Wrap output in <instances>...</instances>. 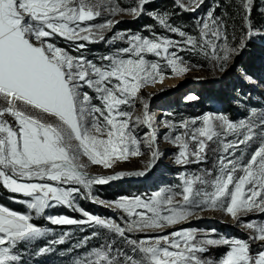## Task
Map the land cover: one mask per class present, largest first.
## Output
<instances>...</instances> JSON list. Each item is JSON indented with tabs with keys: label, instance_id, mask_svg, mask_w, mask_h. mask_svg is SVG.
Returning <instances> with one entry per match:
<instances>
[{
	"label": "snow or ice",
	"instance_id": "6c2138e0",
	"mask_svg": "<svg viewBox=\"0 0 264 264\" xmlns=\"http://www.w3.org/2000/svg\"><path fill=\"white\" fill-rule=\"evenodd\" d=\"M205 2L174 0V7L196 13ZM149 3L129 0L124 7L119 0H0V187L28 209L25 214L0 205V264H24L25 254H51L73 235L62 231L39 246L53 229L34 224L33 214L52 226L92 230L73 246L82 250L74 264H264V220L247 218L264 216V112L252 108L238 121L210 113L157 120L150 111L155 93L141 94L146 85L162 83L169 70L180 76L203 67L181 53L206 61L214 74L228 73L254 37L264 40V26L257 28L252 20L255 0H237L235 5L229 0L241 19L239 37L235 26L229 32L228 12L216 14L219 3L197 20V34L170 23V12L154 11L149 16L179 39L152 31L151 25L146 26L150 36L115 32L106 37L121 22L117 16L138 18ZM260 12L264 15V8ZM57 37L76 53L86 46L79 41H120L126 46L96 63L58 46ZM243 78L256 83L247 73ZM161 125L168 129L163 141L177 148L176 165L187 169L206 164L211 152L212 167L182 171L179 183L150 195L115 200L93 195L94 186L143 177L155 166L163 155ZM141 127L146 131L137 134ZM253 144L258 146L249 154ZM138 156H147L144 170L107 175L87 171L92 165L111 169ZM78 198L113 210L119 222L86 211ZM61 206L81 218L44 215ZM208 211L229 217L248 233L247 239L212 238L176 227ZM94 239L101 242L89 248ZM219 246H227L222 257L207 255Z\"/></svg>",
	"mask_w": 264,
	"mask_h": 264
},
{
	"label": "rangeland",
	"instance_id": "374dc122",
	"mask_svg": "<svg viewBox=\"0 0 264 264\" xmlns=\"http://www.w3.org/2000/svg\"><path fill=\"white\" fill-rule=\"evenodd\" d=\"M226 0H206L205 4L196 12H184L178 7H174V0H151V3L145 6L144 13L138 17L133 18L128 15L117 16L116 19L121 22L115 26L113 32L107 33L106 37L110 38L115 32L125 33H141L144 36H150L151 33L146 26L151 25L152 31L160 33L161 35L172 36L174 39L179 37L174 34L166 32L159 24L154 21L148 13L150 12H163L168 11L172 15L170 23L182 28L190 34L196 33L197 20L205 15V13L212 8L215 4L221 5L220 10L226 5L223 2ZM229 2V1H227ZM255 7H257L258 14H261L260 9L264 8V0H255ZM121 6L127 7L129 0H119ZM235 5L237 0H231ZM217 15H220L219 8ZM231 17V18H229ZM227 23L233 26L235 19L239 22V16L236 14L235 7L229 11L228 17H225ZM95 23L102 22V20L94 21ZM239 37V36H238ZM58 46L66 48L71 54H83L90 60L100 63L99 57L106 54L115 52L116 49L125 47L123 42L117 41L113 45L107 43H94L79 41L86 46L81 50V53L72 51V47L64 42L61 38H56L54 41ZM185 59L191 60L193 63L202 64L203 67L190 68L186 73L180 76H174L170 70L165 75L162 83L149 84L141 89V94L148 97L150 94L155 93L150 101V111L155 113L157 120L168 119L180 121L183 119H190L200 117L203 114H224L230 117L233 121L245 118L252 108H256L258 112H264V40L259 37H254L248 43L244 51L236 58L235 63L230 67L228 73L221 75L216 72L213 73L211 66L204 60L194 57L188 53H181ZM150 60L156 59L149 54H146ZM247 73L252 77L256 83H249L244 80L243 75ZM163 89V91H161ZM84 91H89L91 95H95L91 90L85 88ZM195 95L198 97L196 100H189L188 97ZM99 103L98 101H93ZM139 108V105H137ZM171 113L172 115H167ZM139 114V113H137ZM146 131L141 127L138 133ZM168 129L162 125L158 127L160 134L159 149L163 153L161 158L157 161L155 166L146 172L143 177H126L117 181L110 182L107 185H97L93 188V195L104 200H115L120 196H133L139 194L150 195L153 191L168 186H175L179 183L178 177L182 171L198 172L202 168H211L214 155L209 152L208 162L200 165H189L187 169L176 165L174 163V156L177 153V148L168 142L163 141V133ZM257 144H253L249 149V154L255 150ZM142 150L147 152V148ZM239 155V153H237ZM147 156L129 157L126 161L117 162L113 168L104 169L99 165L90 166L87 171L90 175H107L119 171H137L144 170V162ZM14 194L8 193L0 187V205L14 210L18 213H28L25 205L15 203L9 197ZM78 204L86 211L102 216L112 217L119 222L117 214L111 210L84 199L78 198ZM44 215H65L81 218L80 213L74 212L66 207H57L55 209L47 210ZM201 218H193L190 222L183 225L176 226L195 229L201 235L209 233L212 238H240L247 239L248 233L235 226L231 219L220 212H203L200 213ZM248 219L255 218L257 220H264V216L250 214ZM32 222L40 227L52 228L53 232L42 238L39 246H43L47 239L58 238L62 231H70L73 233L71 238L64 244L56 246L55 250L48 255L35 257L28 254L24 255V264H74L77 259V253L81 249H74L73 246L77 241L81 240L85 235H88L92 230L86 229L85 232H80L76 226H52L47 223L43 217H35L33 214ZM215 230L212 233L211 230ZM175 229H168L172 231ZM101 241L94 239L89 241L88 247H92ZM227 251V246H219L212 248L207 254L211 257L219 259ZM253 252L257 251L253 246Z\"/></svg>",
	"mask_w": 264,
	"mask_h": 264
},
{
	"label": "trees",
	"instance_id": "16d2710c",
	"mask_svg": "<svg viewBox=\"0 0 264 264\" xmlns=\"http://www.w3.org/2000/svg\"><path fill=\"white\" fill-rule=\"evenodd\" d=\"M229 0H226V2L224 1L223 3L226 5L225 7H223L221 10L219 8L220 11V15L226 10L229 14V11L232 9L233 6L229 5V2H227ZM256 3V2H255ZM233 5V3H231ZM252 20H253V24L255 27H261L264 26V15L258 14L257 11V7L253 8V12H252ZM229 25V32L231 33L232 27L235 26V28L237 29L236 31V35L239 36L240 32H239V28L241 27V19L239 17V22L236 21L233 22V26L231 27V25L228 23Z\"/></svg>",
	"mask_w": 264,
	"mask_h": 264
}]
</instances>
